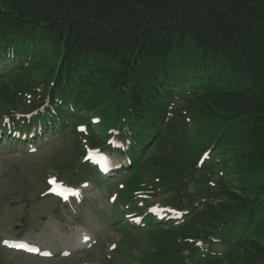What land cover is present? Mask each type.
I'll use <instances>...</instances> for the list:
<instances>
[{"label": "trees", "instance_id": "1", "mask_svg": "<svg viewBox=\"0 0 264 264\" xmlns=\"http://www.w3.org/2000/svg\"><path fill=\"white\" fill-rule=\"evenodd\" d=\"M181 104L208 121L204 135L180 124ZM70 121L75 157L106 147L123 159L129 210L146 214L135 193L160 188L138 172L169 173L163 202L182 218L145 217L158 227L148 264H264V187L246 178L264 169V0H0V130ZM65 168L75 181L77 162Z\"/></svg>", "mask_w": 264, "mask_h": 264}, {"label": "rangeland", "instance_id": "2", "mask_svg": "<svg viewBox=\"0 0 264 264\" xmlns=\"http://www.w3.org/2000/svg\"><path fill=\"white\" fill-rule=\"evenodd\" d=\"M83 114L91 119L95 129H100L95 112ZM178 117L180 124L186 122L185 127L193 137L202 136L209 129L208 121H203L194 107L186 108L181 104ZM73 138L71 125L29 147H17L5 141L0 148V264H148L149 255L156 246L157 234L152 230H142L130 232L127 238L125 233L115 229L110 220L115 205L111 203L112 195L118 188L124 187L126 177L109 178L99 187L94 185L92 182L95 180L90 175L84 170L80 172L82 168L79 165L84 156L75 157L72 154ZM169 139L171 141L172 138ZM100 152L109 156L113 166L119 163L114 154L106 150ZM156 154H153L154 158ZM70 158L77 162L78 174L84 175L87 183L74 187L73 197L67 203L50 198L46 193L41 197L48 178L60 172L56 167H48L67 162ZM243 169L238 173L240 176H243ZM246 173L250 174L246 177L248 180H256L264 187V169L252 171L249 168ZM137 175L138 181L148 180L146 185L159 182L158 192L149 199L153 204H159L154 208H163L166 205L163 200L172 193H168L164 186L171 180L169 173L142 169ZM194 179L191 178L190 182ZM198 186V182L192 183L189 191ZM141 201V194L135 193L131 203L146 205L148 200ZM121 209V205L116 208L117 211ZM116 216L119 217V213ZM124 218L127 220L128 216L124 215ZM86 236L89 240L84 241ZM2 238H24L39 245L41 250L50 249L53 255L45 258L14 251L3 243ZM254 238L264 244V233H256ZM219 248L221 252L225 251V247ZM68 250L69 253L66 252Z\"/></svg>", "mask_w": 264, "mask_h": 264}, {"label": "snow or ice", "instance_id": "3", "mask_svg": "<svg viewBox=\"0 0 264 264\" xmlns=\"http://www.w3.org/2000/svg\"><path fill=\"white\" fill-rule=\"evenodd\" d=\"M51 183H55V180L51 181Z\"/></svg>", "mask_w": 264, "mask_h": 264}]
</instances>
